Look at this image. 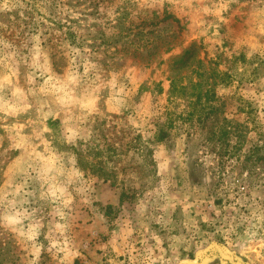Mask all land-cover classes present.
I'll use <instances>...</instances> for the list:
<instances>
[{
	"label": "rangeland",
	"instance_id": "374dc122",
	"mask_svg": "<svg viewBox=\"0 0 264 264\" xmlns=\"http://www.w3.org/2000/svg\"><path fill=\"white\" fill-rule=\"evenodd\" d=\"M214 242L264 264V0H0V264Z\"/></svg>",
	"mask_w": 264,
	"mask_h": 264
},
{
	"label": "water",
	"instance_id": "95a60500",
	"mask_svg": "<svg viewBox=\"0 0 264 264\" xmlns=\"http://www.w3.org/2000/svg\"><path fill=\"white\" fill-rule=\"evenodd\" d=\"M212 250H217L222 255V257L230 260L233 264H247L236 259L231 252H229L224 246L217 242L211 243L206 248L199 250L194 259H184L178 264H202L203 260L208 255V252Z\"/></svg>",
	"mask_w": 264,
	"mask_h": 264
},
{
	"label": "trees",
	"instance_id": "16d2710c",
	"mask_svg": "<svg viewBox=\"0 0 264 264\" xmlns=\"http://www.w3.org/2000/svg\"><path fill=\"white\" fill-rule=\"evenodd\" d=\"M65 34H66V39L69 41V42H71V43H73V40L71 39V37L73 36V33L71 32V31H66L65 32ZM162 137L164 136V134H162L161 135ZM160 136V137H161ZM138 137H141V135H138ZM85 160H87V162L86 163H88L89 165V169L90 170H92V168L94 169V168H97V166L98 167H100V164H98L97 162H92V161H88V159H85ZM93 172H96V171H93ZM105 171H103V169H99V172H98V175H104L105 173H104Z\"/></svg>",
	"mask_w": 264,
	"mask_h": 264
}]
</instances>
